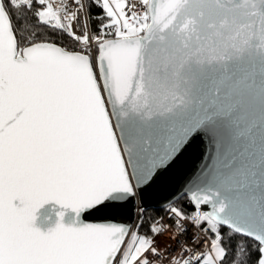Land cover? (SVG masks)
<instances>
[{"label": "snow or ice", "instance_id": "snow-or-ice-1", "mask_svg": "<svg viewBox=\"0 0 264 264\" xmlns=\"http://www.w3.org/2000/svg\"><path fill=\"white\" fill-rule=\"evenodd\" d=\"M0 264H264V0H0Z\"/></svg>", "mask_w": 264, "mask_h": 264}, {"label": "water", "instance_id": "water-1", "mask_svg": "<svg viewBox=\"0 0 264 264\" xmlns=\"http://www.w3.org/2000/svg\"><path fill=\"white\" fill-rule=\"evenodd\" d=\"M193 163H195L194 156L190 158L188 166H190ZM186 170L187 169L184 168V169H181L179 171H176V172L170 174V176H169V178L167 180V183L165 185L164 194L173 193L176 189L179 188L180 182H181L182 177L185 174ZM160 203H161V201H160L159 196L152 197V198L148 199L147 204H146L145 207L146 208H149V207H160ZM48 211H49V206L48 205H46L43 209L40 210L41 215H40V217L38 218V221H37L39 226H41V227L51 226L48 223H42L43 217L48 214ZM70 218H71V212L69 211L65 215V222H69ZM129 218H134V216H130Z\"/></svg>", "mask_w": 264, "mask_h": 264}, {"label": "trees", "instance_id": "trees-1", "mask_svg": "<svg viewBox=\"0 0 264 264\" xmlns=\"http://www.w3.org/2000/svg\"><path fill=\"white\" fill-rule=\"evenodd\" d=\"M146 210H147V213L150 215L162 214L160 207H149V208H146Z\"/></svg>", "mask_w": 264, "mask_h": 264}]
</instances>
